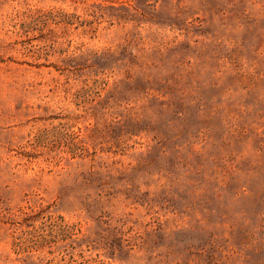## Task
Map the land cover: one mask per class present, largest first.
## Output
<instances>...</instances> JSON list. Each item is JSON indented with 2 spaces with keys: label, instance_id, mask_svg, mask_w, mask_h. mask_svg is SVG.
<instances>
[{
  "label": "rangeland",
  "instance_id": "obj_1",
  "mask_svg": "<svg viewBox=\"0 0 264 264\" xmlns=\"http://www.w3.org/2000/svg\"><path fill=\"white\" fill-rule=\"evenodd\" d=\"M0 264H264V0H0Z\"/></svg>",
  "mask_w": 264,
  "mask_h": 264
},
{
  "label": "trees",
  "instance_id": "obj_2",
  "mask_svg": "<svg viewBox=\"0 0 264 264\" xmlns=\"http://www.w3.org/2000/svg\"><path fill=\"white\" fill-rule=\"evenodd\" d=\"M33 20L32 21H30V22H28V26H27V28H30L31 27V25L33 24ZM68 23H70V22H68ZM27 25V24H26ZM25 31H28V30H25ZM71 226V225H70Z\"/></svg>",
  "mask_w": 264,
  "mask_h": 264
}]
</instances>
